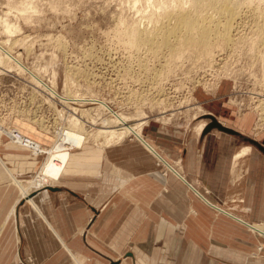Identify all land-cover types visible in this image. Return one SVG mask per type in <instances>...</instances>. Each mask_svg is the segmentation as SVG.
Returning a JSON list of instances; mask_svg holds the SVG:
<instances>
[{"label": "crops", "instance_id": "0c3cea01", "mask_svg": "<svg viewBox=\"0 0 264 264\" xmlns=\"http://www.w3.org/2000/svg\"><path fill=\"white\" fill-rule=\"evenodd\" d=\"M205 106L232 132L208 129L205 116L187 131L150 121L141 138L85 141L31 199L13 176L38 172L43 154L0 136V264H264V237L215 214L200 194L264 225L256 222L264 221V128L255 132L254 115H239L222 96ZM15 123L51 145V135ZM230 227L241 232L236 246Z\"/></svg>", "mask_w": 264, "mask_h": 264}, {"label": "rangeland", "instance_id": "374dc122", "mask_svg": "<svg viewBox=\"0 0 264 264\" xmlns=\"http://www.w3.org/2000/svg\"><path fill=\"white\" fill-rule=\"evenodd\" d=\"M240 1L242 10L231 31L232 42L219 40L205 52L188 48L175 52L162 47L153 53L137 50L130 44L128 29L154 26L165 9L173 11L181 0H0V18H7L18 29L14 38L21 39L13 47L14 52L21 54L29 68L40 69V74L54 77L56 73V88L61 95L66 92L72 98L99 97L116 112L144 122L143 127L157 121L185 131L205 116L207 128L214 119L223 125L205 106L208 98L222 96L239 115H254V129L258 132L264 128V41L257 40L259 32L255 26L262 20L257 11L263 10L264 0ZM3 29L0 21L2 40L9 37L1 32ZM215 39L218 40L216 36ZM15 86L18 90L11 87L7 90L9 95L15 90L23 91L33 101L32 82L24 80ZM91 101L69 99L67 103L71 104L68 105L69 124L75 128V117L84 120L82 130L87 135L91 132L86 140L90 144L99 143L93 139L97 130L114 124L112 112ZM26 102L20 105L22 115L17 117L27 119L30 117L27 114H32L35 105ZM56 105L60 106L59 99ZM10 109L7 100L0 99V116H10ZM39 114L37 121L30 117L21 122L51 135V145L44 144L49 148L55 142L62 117L58 112L49 114L51 121L46 124L52 126L47 129L38 122L48 113ZM5 135L10 141L8 134ZM135 137L129 133L123 140ZM99 139L103 141L104 137ZM35 174L16 176L26 182ZM233 203L241 205L242 202L237 199ZM212 209L215 214L226 216L227 211H235ZM248 233L245 229L244 237H250ZM238 234L241 232L230 227V245H237L234 240ZM254 252L258 255L261 249L257 247Z\"/></svg>", "mask_w": 264, "mask_h": 264}, {"label": "bare ground", "instance_id": "6f19581e", "mask_svg": "<svg viewBox=\"0 0 264 264\" xmlns=\"http://www.w3.org/2000/svg\"><path fill=\"white\" fill-rule=\"evenodd\" d=\"M181 1L182 2L177 3L175 8H173V11L165 9L164 15L156 20L154 26L144 25L143 27L139 26V28L136 29H128L127 36L130 39V44L132 45V47L137 50L147 49L148 51H153V53H157L162 49V47H168L170 50L175 52H179L184 48L199 52H205L208 51L212 46L216 45L219 40L225 43L232 42L233 38L231 37V31L233 30V28H235V22L236 24L238 23L237 21H239L238 19H240V12L242 10V2L240 0ZM188 2L189 5H186ZM257 12L262 17V20H259L257 22L259 24L255 26L256 31L259 32V34H257V40L264 41V8L263 10L261 9ZM6 19L4 18V20H0L3 22L4 27L1 32L7 34L6 36H9L7 39H0V63L10 69L16 67L21 71L30 70L31 72L36 74L35 79H37L39 83L43 84L41 80L42 78H39L42 71L40 72V69H36L35 71L34 69L29 68L22 61L21 54H18V52L16 54L14 52L13 47L17 43H19V40L21 38H14V36H16L17 34L18 29L17 27L12 26ZM215 36L218 40L215 39ZM56 83L57 75L56 73H54L53 79L50 83H48V90L51 91L54 95L64 97L67 103H69V99H79L82 102H86V100H92L93 102L97 101L101 107L108 110L109 112H112V120H114V124L110 126L111 128H100L96 133L94 132L95 134L93 139L99 141L100 145H109L117 142L123 139L129 133H133L136 137L141 138V130L144 122L136 121L131 115L116 112L112 109L111 105L108 102L100 99L99 97L87 98L86 96L83 97L81 95L82 98H72L69 97L71 94L67 96L66 94L68 93L66 92H64L65 94L63 95H60L56 88ZM23 119L27 120L29 118L26 119L25 117H15L13 118V123L15 124V121H21ZM63 119L66 120L67 123L61 120V123L64 125V127H62L61 129H57L58 131L55 142L49 148H46L41 141L26 133V131L19 125H17V123L15 124V126L22 133L31 137L34 144L30 147L28 145L22 144L19 141H15L14 139L9 138L11 142L28 147L32 152L36 154H41L40 150L47 151V153L44 154L45 157L41 169L36 172L33 178L28 179L26 182H23L22 180H19L18 177L13 176L14 182L18 184L23 191L22 198L31 199V197L29 198V194L31 192H34L43 187H50L54 185V182L60 178L63 168L65 167L72 150L89 139L88 135L91 132L89 131V134L87 135V131L85 132L82 130V127L85 125L84 120L80 119L79 117H75L74 123H76L77 127L74 128L69 124V113H67L63 117ZM212 122H218L220 125H222L216 119H214ZM5 128L6 127H2V125H0V136H3L6 133L8 134ZM100 137L102 139L104 137V143L101 139H99ZM242 152L244 153L245 151L243 150ZM158 164L165 166L167 170L176 173L177 175H179V177H182V174L178 172L177 168H175V166L167 161L164 157L158 156ZM200 194L205 202L212 204V206H214L217 210L226 212L224 207L222 208L218 204L212 202L204 193ZM226 213L231 215L239 222L245 224L254 232L256 236L264 237L263 224L247 221L242 217L234 215L233 213L231 214L229 211H227ZM260 249L262 248L260 247Z\"/></svg>", "mask_w": 264, "mask_h": 264}, {"label": "built area", "instance_id": "2783aa9c", "mask_svg": "<svg viewBox=\"0 0 264 264\" xmlns=\"http://www.w3.org/2000/svg\"><path fill=\"white\" fill-rule=\"evenodd\" d=\"M17 54V53H16ZM20 54V53H18ZM36 74L31 72L30 70L27 71H21L18 68L10 69L7 66L0 65V99L1 101L3 99L7 100V102L10 104V116L3 117L0 116V125L2 127H6V131L8 132V136L11 139H14L15 141H19L24 145L32 146L34 144L33 140L30 136L22 133L13 123V118L19 116L21 113V109L19 108L20 105H25L28 101L31 102L32 105H35V109L33 110L32 114L29 115L30 119H33L34 121H37L39 113H48L46 116L42 117L41 122H38L43 125L44 128H51V126L46 124V122H50L51 116L49 114L51 113H59L62 117L61 120L67 123L66 120L63 119V117L69 113V107L67 105V102L64 97L54 95L51 91L48 90V83L51 82L53 77L49 75H42L40 74V79L42 80L43 84L39 83L37 79H35ZM29 81L32 82L33 91L31 93V96L33 98V101L28 99L26 96H24L23 91H17V87L15 86V83L20 81ZM11 87H15L17 90L13 91V93L9 95L7 90H10ZM22 92V93H20ZM59 93V92H58ZM60 94V93H59ZM61 95V94H60ZM7 96V97H6ZM60 100V106L56 105V101ZM30 100V101H29ZM56 111V112H55ZM76 113V111H74ZM66 113V114H65ZM64 114V115H63ZM45 115V114H44ZM63 115V116H62ZM50 120V121H49ZM64 127V125L61 123L60 127L58 129H61ZM47 153L46 150L41 151L40 153Z\"/></svg>", "mask_w": 264, "mask_h": 264}, {"label": "water", "instance_id": "95a60500", "mask_svg": "<svg viewBox=\"0 0 264 264\" xmlns=\"http://www.w3.org/2000/svg\"><path fill=\"white\" fill-rule=\"evenodd\" d=\"M213 126H217V127L221 128V129H224V130H226V131H232V129H229V128H227V127H224V126L220 125L218 122H211V123L208 125V129H210V128L213 127Z\"/></svg>", "mask_w": 264, "mask_h": 264}]
</instances>
